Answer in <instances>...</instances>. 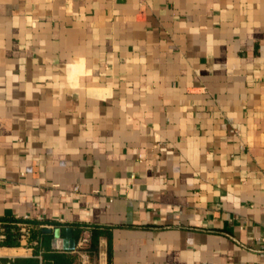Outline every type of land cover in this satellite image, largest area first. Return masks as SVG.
Listing matches in <instances>:
<instances>
[{"label": "crops", "instance_id": "obj_1", "mask_svg": "<svg viewBox=\"0 0 264 264\" xmlns=\"http://www.w3.org/2000/svg\"><path fill=\"white\" fill-rule=\"evenodd\" d=\"M25 217L1 258L81 264L88 231L108 264H264V0H0V220Z\"/></svg>", "mask_w": 264, "mask_h": 264}, {"label": "trees", "instance_id": "obj_2", "mask_svg": "<svg viewBox=\"0 0 264 264\" xmlns=\"http://www.w3.org/2000/svg\"><path fill=\"white\" fill-rule=\"evenodd\" d=\"M0 221L2 222L3 227V238L0 241V245L7 247L19 246L21 243V235L17 224L20 221L16 219H2ZM40 236H42L41 230L31 229L29 240H37L38 238H40ZM72 261V257L61 252L52 250L49 245H47V251L43 256L42 263H40L39 260L36 258L8 259L0 257V264H71Z\"/></svg>", "mask_w": 264, "mask_h": 264}, {"label": "built area", "instance_id": "obj_3", "mask_svg": "<svg viewBox=\"0 0 264 264\" xmlns=\"http://www.w3.org/2000/svg\"><path fill=\"white\" fill-rule=\"evenodd\" d=\"M24 220H22L21 222H18V226H19V232L21 235V241L26 244V246H32L33 243H29V237H30V232H31V225L29 223H27V217L23 218ZM3 237V236H2ZM260 241L263 245V249H264V230H263V235L260 238ZM92 247H93V243H92V238L89 234L88 231H85L82 235V237L80 238V240L77 243V246L74 250L75 253H77L80 256V261L81 264H90V260H91V255L95 254L97 257V264H108V253H107V248L105 245L101 244L99 246V249L96 252H92ZM39 258H41V256H39Z\"/></svg>", "mask_w": 264, "mask_h": 264}, {"label": "water", "instance_id": "obj_4", "mask_svg": "<svg viewBox=\"0 0 264 264\" xmlns=\"http://www.w3.org/2000/svg\"><path fill=\"white\" fill-rule=\"evenodd\" d=\"M59 238V231L57 230L56 231V239L54 240V244H55V248H59V249H61V248H63L62 247V245H61V240L60 239H58ZM75 245H76V242H75V240L74 239H71V241H69V242H65V245H64V247L65 248H70V249H75Z\"/></svg>", "mask_w": 264, "mask_h": 264}, {"label": "rangeland", "instance_id": "obj_5", "mask_svg": "<svg viewBox=\"0 0 264 264\" xmlns=\"http://www.w3.org/2000/svg\"><path fill=\"white\" fill-rule=\"evenodd\" d=\"M19 227V226H18Z\"/></svg>", "mask_w": 264, "mask_h": 264}]
</instances>
